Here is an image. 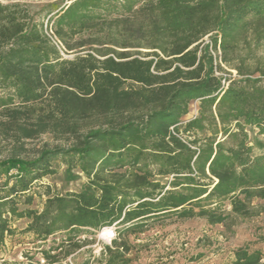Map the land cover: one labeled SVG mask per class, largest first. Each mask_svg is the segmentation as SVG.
I'll return each mask as SVG.
<instances>
[{
  "label": "rangeland",
  "instance_id": "obj_1",
  "mask_svg": "<svg viewBox=\"0 0 264 264\" xmlns=\"http://www.w3.org/2000/svg\"><path fill=\"white\" fill-rule=\"evenodd\" d=\"M0 1L21 2L54 35L53 16L71 0ZM96 29L103 45L63 51L80 57L70 70L39 84L36 98L0 106V264H41L52 248L99 264V230L77 228L69 240L77 219L181 204L217 180L212 166L247 184L264 156V0H186L177 12L150 1ZM131 91L142 99L124 103ZM104 92L114 107L94 103ZM117 227L135 245L132 264H232L241 247L264 254V212L215 225L160 213L138 235Z\"/></svg>",
  "mask_w": 264,
  "mask_h": 264
},
{
  "label": "trees",
  "instance_id": "obj_2",
  "mask_svg": "<svg viewBox=\"0 0 264 264\" xmlns=\"http://www.w3.org/2000/svg\"><path fill=\"white\" fill-rule=\"evenodd\" d=\"M157 0H71L53 16L52 31L49 35L48 25L44 21L32 20L29 9L21 2L0 1V106H10L26 102L38 96V86L50 79L58 72L68 71L75 65L80 57L65 58L63 51L78 53L83 50L93 49L96 45H103L102 34L96 29L100 21L111 17H122L135 12L143 3ZM167 8L172 12L180 11L186 0H164ZM88 39L85 40V36ZM59 40L58 44L53 38ZM78 37V41H74ZM88 47V48H87ZM82 58V57H81ZM149 65L152 61H149ZM117 67V66H116ZM147 68V65H146ZM119 69V66L116 68ZM206 84V83H205ZM204 90V87H203ZM185 88H180L175 93H182ZM137 91L127 92L124 103L140 100ZM164 95V92H160ZM144 97L147 102L148 98ZM70 107L83 110L85 104L79 105L71 98ZM114 107L117 104L116 95L113 93H100L94 103ZM59 105L61 101L58 100ZM63 111H69L67 102L63 104ZM85 111V109L83 110ZM260 133L264 134V125L260 126ZM224 153V151H223ZM260 163L250 169L249 182L246 184L242 177L237 181L228 173L218 172L212 166L211 171L217 176L211 184L196 185L193 192L185 196L181 204L170 206L163 211L157 210L139 214L135 219H118L117 222L108 221L97 223L93 217L77 219L73 229L68 230L69 240L72 234H77V228H86L98 231L104 226L124 222L128 227L125 230L134 231L136 235L144 232L147 223L160 215L171 213L181 219L205 218L209 224H226L235 217H249L264 212V205L256 210L253 202L264 201V156L259 157ZM146 200L143 198L142 202ZM229 203L230 210L225 205ZM117 226V224H116ZM112 245H105L101 251L104 264H132L135 250L121 231ZM49 233L37 235L46 240ZM61 248V247H60ZM56 248L43 251V258L47 264H66L59 254H52ZM69 256V255H66ZM67 258V257H66ZM264 254L260 249L251 251L241 247L235 251L232 264H260Z\"/></svg>",
  "mask_w": 264,
  "mask_h": 264
},
{
  "label": "built area",
  "instance_id": "obj_3",
  "mask_svg": "<svg viewBox=\"0 0 264 264\" xmlns=\"http://www.w3.org/2000/svg\"><path fill=\"white\" fill-rule=\"evenodd\" d=\"M50 36L51 34L48 33ZM54 42L58 44L59 40L55 37L53 38ZM117 223H113L112 225L109 226H104L102 227L97 233V238L99 240V242L102 241L103 246H100V251L103 250L105 245H112L113 240L118 238V232H117ZM100 254V253H99ZM74 254L70 255L67 259H66V264H77L76 261L73 259ZM40 263L41 264H47L46 260L41 257L40 259ZM99 264H104V262H101Z\"/></svg>",
  "mask_w": 264,
  "mask_h": 264
}]
</instances>
